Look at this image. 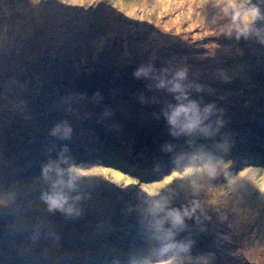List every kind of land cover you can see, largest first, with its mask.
I'll return each instance as SVG.
<instances>
[{
  "label": "rangeland",
  "instance_id": "374dc122",
  "mask_svg": "<svg viewBox=\"0 0 264 264\" xmlns=\"http://www.w3.org/2000/svg\"><path fill=\"white\" fill-rule=\"evenodd\" d=\"M189 102L204 134L168 123ZM263 161L264 0H0V264H264Z\"/></svg>",
  "mask_w": 264,
  "mask_h": 264
},
{
  "label": "clouds",
  "instance_id": "9594fccd",
  "mask_svg": "<svg viewBox=\"0 0 264 264\" xmlns=\"http://www.w3.org/2000/svg\"><path fill=\"white\" fill-rule=\"evenodd\" d=\"M259 15V12L256 8H252L249 11L245 12L243 14V22L245 25L251 24ZM246 31V29H245ZM141 73L147 74L146 70L144 68H138L134 75L136 77H139ZM176 76L179 78H183L185 76L184 71H180L176 73ZM162 86V85H161ZM180 89L179 84H174L173 88L171 90L178 91ZM213 111V105H207L203 112L204 117L203 119H206L209 114H211ZM191 113V115H189ZM168 123L174 127H179V129L183 132L190 133L194 130H201L206 131L207 126L201 127L202 125V117L199 114L198 106L194 102H189L188 105H178L176 106L171 114L167 116ZM218 124H222V121L219 119L217 120ZM70 131V129H65V132L67 133ZM71 172L77 174V175H86V173L81 172L79 169H70ZM191 171V169L187 170ZM214 173L210 170L209 175H213ZM61 183H63L61 181ZM71 186V184H69ZM153 193L149 192V195H152ZM43 199L46 201V203L49 206V210L52 209H63L64 204L67 201V197L62 192H56L52 195H46L43 197ZM67 211L71 212L72 209L69 208ZM192 211H195V208L192 209ZM191 213L188 210H184L183 212L172 209L167 213V218L170 220L173 227L176 226H182L184 223V217L189 216ZM172 233L169 232V236H171ZM191 242H189L190 244ZM175 247V245L167 244L164 247L161 248L160 252L161 255L167 253L171 248ZM183 250V249H182ZM135 264V262H133ZM145 264H149V262H145ZM157 264H176V257L170 256L167 259L159 260Z\"/></svg>",
  "mask_w": 264,
  "mask_h": 264
},
{
  "label": "trees",
  "instance_id": "16d2710c",
  "mask_svg": "<svg viewBox=\"0 0 264 264\" xmlns=\"http://www.w3.org/2000/svg\"><path fill=\"white\" fill-rule=\"evenodd\" d=\"M152 22H154V21H152ZM156 22H157V20H156ZM153 30H155V29H153ZM102 33L107 35L109 32H107L104 29V31ZM227 44L229 47L234 46V44H232L231 42H229ZM180 50H182V49L180 48ZM80 64H82V63L80 62ZM244 74H245V80L243 82H241V84L238 81V79L236 78L234 71H230L229 79H225L221 83L223 86H225V89L223 91H221V93L227 94L228 92H232V93H235V96H238V95L244 96L243 98H240V99H237L235 97H231L230 98L231 102L232 101L233 102L230 103L227 107L226 106L222 107V108H224L225 111H227L228 108L231 111H233L232 113L228 114L227 118H225L224 121H226V119H228V118L230 119L232 117H235V119H236V117H240V116H242L247 121V118L252 117L253 114L257 111L258 104L254 102V100H255L254 94L257 90H260V82L256 79V77H254V73H253L251 68H249V70L247 68L246 73H244ZM192 80H193V82H195L194 85L198 84L197 80L195 81V79L193 77H192ZM230 106H231V108H230ZM235 107L237 110V114L235 113V110H234ZM219 118L222 120L223 116L221 115V116H219ZM231 122L234 123L235 120H232ZM205 125L207 126V124L203 123L201 125V127L203 128V126H205ZM235 126H237V125H235ZM230 127H232V126H230ZM229 129H232V128H229ZM198 130L199 129H197V131ZM200 132H203V134H204V131H199V134H200ZM196 134H197V132H196Z\"/></svg>",
  "mask_w": 264,
  "mask_h": 264
},
{
  "label": "bare ground",
  "instance_id": "6f19581e",
  "mask_svg": "<svg viewBox=\"0 0 264 264\" xmlns=\"http://www.w3.org/2000/svg\"><path fill=\"white\" fill-rule=\"evenodd\" d=\"M90 134V133H89ZM91 138H92V136H91ZM85 139H86V137H85ZM94 142V139H93V141H90V143L89 142H85V144L83 143L82 145H79L82 149H84L87 145L86 144H92ZM180 147V146H179ZM81 148H79L78 147V149L80 150V151H82V149ZM70 157V156H69ZM72 157V156H71ZM70 157V158H71ZM29 158H33L32 156H29ZM71 159H73V157L71 158ZM80 161H78L77 163H79ZM263 163H264V161H263ZM152 231V230H151ZM141 234V233H140ZM139 234V235H140ZM125 246H127V243L125 244Z\"/></svg>",
  "mask_w": 264,
  "mask_h": 264
}]
</instances>
